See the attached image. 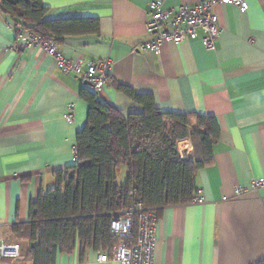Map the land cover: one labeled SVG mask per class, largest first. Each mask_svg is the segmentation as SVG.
<instances>
[{
  "label": "crops",
  "instance_id": "crops-1",
  "mask_svg": "<svg viewBox=\"0 0 264 264\" xmlns=\"http://www.w3.org/2000/svg\"><path fill=\"white\" fill-rule=\"evenodd\" d=\"M152 0H42L47 20L95 19L98 35L68 36L57 43L70 62H107L110 83L98 99L126 116L131 100L114 85L151 94L167 113L214 117L219 138L213 163L195 174L202 204L163 208L158 214L154 264H258L264 262V0L213 6L220 33L210 51L200 41L140 50ZM207 0H164L161 10ZM14 28L0 15V241L18 244L21 255L4 264H32L31 243L12 228L28 222L29 205L53 186V173L72 165L76 133L87 105L72 73H64L40 47L19 49ZM73 106L74 120L64 116ZM183 159H193L189 140L178 143ZM125 169L117 173L122 183ZM243 189L237 195L236 189ZM100 252L79 244L58 254L55 264L101 263Z\"/></svg>",
  "mask_w": 264,
  "mask_h": 264
},
{
  "label": "trees",
  "instance_id": "trees-1",
  "mask_svg": "<svg viewBox=\"0 0 264 264\" xmlns=\"http://www.w3.org/2000/svg\"><path fill=\"white\" fill-rule=\"evenodd\" d=\"M42 0H0V15L15 31L22 29L56 44L68 36L98 35L95 19L47 20ZM110 83L106 76V84ZM133 103L125 116L82 88L87 105L84 126L76 133V163L53 173V186L29 205L28 222L12 228L19 240L34 244L25 257L32 264H55L58 254L94 250L111 255L114 214L130 203L132 191L148 210L159 212L191 202L198 170L213 163L219 138L214 117L161 111L151 94L114 85ZM189 140L193 159L181 158L178 143ZM124 168L123 182L117 173ZM264 264V262L258 263Z\"/></svg>",
  "mask_w": 264,
  "mask_h": 264
},
{
  "label": "built area",
  "instance_id": "built-area-1",
  "mask_svg": "<svg viewBox=\"0 0 264 264\" xmlns=\"http://www.w3.org/2000/svg\"><path fill=\"white\" fill-rule=\"evenodd\" d=\"M164 0H152L149 3L148 20L145 28L148 34L154 37L142 43L140 50L157 51L163 44L178 45L184 41H200L207 50H214L220 28L218 18L213 14V6L234 5L244 11V0H207L193 5L182 4L176 8L161 10ZM16 38L21 42L19 49L40 47L52 57L59 70L64 73H72L81 81L87 82L94 92L100 93L106 85L108 75V63L90 61L82 65L81 61L70 62L59 51L57 44L52 40H43L40 35L30 31L19 29L15 31ZM74 107H68L64 116L68 124L73 123ZM72 162L76 163L74 153ZM264 185L263 179H257L251 183V188L259 189ZM237 195L243 194V189H236ZM130 203L127 207L113 215L110 222V232L116 238L111 255L100 253L98 261L105 263L109 260L117 264H154V253L157 242L158 215L155 211L144 207L140 199L128 194ZM204 198L202 192L197 190L191 204H202ZM21 255V247L18 244H8L0 241V264L4 259H17Z\"/></svg>",
  "mask_w": 264,
  "mask_h": 264
},
{
  "label": "water",
  "instance_id": "water-1",
  "mask_svg": "<svg viewBox=\"0 0 264 264\" xmlns=\"http://www.w3.org/2000/svg\"><path fill=\"white\" fill-rule=\"evenodd\" d=\"M83 84H84L85 86H90L87 82H83ZM33 246H34V244L31 245V247H33Z\"/></svg>",
  "mask_w": 264,
  "mask_h": 264
}]
</instances>
